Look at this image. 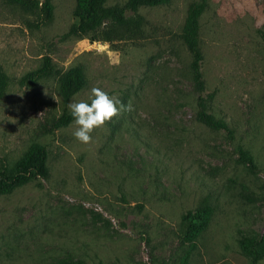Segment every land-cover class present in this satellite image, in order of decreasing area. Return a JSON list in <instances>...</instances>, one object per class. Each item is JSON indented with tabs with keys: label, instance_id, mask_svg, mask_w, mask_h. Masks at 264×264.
Returning a JSON list of instances; mask_svg holds the SVG:
<instances>
[{
	"label": "rangeland",
	"instance_id": "374dc122",
	"mask_svg": "<svg viewBox=\"0 0 264 264\" xmlns=\"http://www.w3.org/2000/svg\"><path fill=\"white\" fill-rule=\"evenodd\" d=\"M193 1L140 6L133 34L90 41L67 34L75 0H49L43 21L0 0V165L11 169L31 144L46 151L44 177L0 194V264H180L186 251L187 264H250L239 241L264 234V0H206L197 18L203 95L230 135L195 119L180 37ZM43 56L51 73L21 84ZM73 66L85 83L63 103L58 79ZM92 87L131 110L82 144L74 120L51 126L70 103H90ZM238 148L254 170L237 161ZM198 208L205 226L185 238L181 216Z\"/></svg>",
	"mask_w": 264,
	"mask_h": 264
},
{
	"label": "trees",
	"instance_id": "16d2710c",
	"mask_svg": "<svg viewBox=\"0 0 264 264\" xmlns=\"http://www.w3.org/2000/svg\"><path fill=\"white\" fill-rule=\"evenodd\" d=\"M30 8L38 10V17L48 20L50 17L49 0H17ZM169 0H126L122 5L106 6L105 0H75L73 14L76 17L67 34L83 37L87 36L90 41H111L121 36L133 34L138 30L141 16L137 13L140 6H152L167 3ZM206 0H195L188 6L181 27L180 37L191 53L190 74L193 86L197 92L195 99V119L212 130H223L228 135L230 129L225 122L215 118L207 109V103L212 97L211 93L203 95L204 83L200 71L201 52L198 48V22L197 18L205 7ZM264 41V39H263ZM51 73V63L48 56L42 57L40 67L25 73L20 78L21 84H30L37 79ZM85 83L82 71L78 66L66 69L58 79V92L63 103L76 93ZM7 86V76L0 69V97ZM73 120L70 111L63 110L53 121L52 128L65 126ZM46 151L38 144H31L26 151L17 159L11 169L4 164L0 165V194L11 192L14 188L31 179L42 178L46 175L45 168ZM237 161L249 170L255 169V164L250 155L242 148L237 149ZM205 209L198 208L188 210L181 216V233L185 238L195 236L206 223ZM264 234L257 237H243L239 244L242 252L250 259V264H257L264 256ZM194 246L190 241L189 249ZM182 263L187 264L186 257ZM58 264H94L87 263L82 259L61 261ZM96 264H102L100 262Z\"/></svg>",
	"mask_w": 264,
	"mask_h": 264
},
{
	"label": "clouds",
	"instance_id": "9594fccd",
	"mask_svg": "<svg viewBox=\"0 0 264 264\" xmlns=\"http://www.w3.org/2000/svg\"><path fill=\"white\" fill-rule=\"evenodd\" d=\"M89 99L90 103L79 101L68 105L75 125L73 136L82 144L91 143V134L95 129L105 126L106 123L118 116L122 109L131 110L130 106L122 105L118 99L110 97L99 87L91 88Z\"/></svg>",
	"mask_w": 264,
	"mask_h": 264
}]
</instances>
